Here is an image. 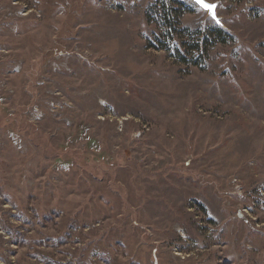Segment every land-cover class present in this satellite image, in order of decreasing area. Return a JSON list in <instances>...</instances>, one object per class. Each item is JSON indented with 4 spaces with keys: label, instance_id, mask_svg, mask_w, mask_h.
Here are the masks:
<instances>
[{
    "label": "rangeland",
    "instance_id": "1",
    "mask_svg": "<svg viewBox=\"0 0 264 264\" xmlns=\"http://www.w3.org/2000/svg\"><path fill=\"white\" fill-rule=\"evenodd\" d=\"M207 1L0 0V264H264V0Z\"/></svg>",
    "mask_w": 264,
    "mask_h": 264
},
{
    "label": "snow or ice",
    "instance_id": "2",
    "mask_svg": "<svg viewBox=\"0 0 264 264\" xmlns=\"http://www.w3.org/2000/svg\"><path fill=\"white\" fill-rule=\"evenodd\" d=\"M196 3H198L202 8L207 9L213 15V18H215V13L213 10L216 7V5L206 3L205 0H196ZM217 23H219V21H217Z\"/></svg>",
    "mask_w": 264,
    "mask_h": 264
},
{
    "label": "water",
    "instance_id": "3",
    "mask_svg": "<svg viewBox=\"0 0 264 264\" xmlns=\"http://www.w3.org/2000/svg\"><path fill=\"white\" fill-rule=\"evenodd\" d=\"M195 3H196V0H193ZM205 2L206 3H210L209 1H207V0H205ZM198 6H200L198 3H196ZM210 4H213V3H210ZM214 5H216V4H214ZM201 7V6H200ZM202 8V7H201ZM216 8H217V5H216V7L214 8V13H215V21L217 22V21H219V19H218V17H217V15H216ZM204 10H207V9H205V8H203ZM208 11V10H207ZM210 13V12H209ZM210 15L213 17V15L210 13Z\"/></svg>",
    "mask_w": 264,
    "mask_h": 264
},
{
    "label": "trees",
    "instance_id": "4",
    "mask_svg": "<svg viewBox=\"0 0 264 264\" xmlns=\"http://www.w3.org/2000/svg\"><path fill=\"white\" fill-rule=\"evenodd\" d=\"M162 4H163V6H166V7L168 6V3L167 2H163ZM222 32L223 31L219 30L218 36H221L222 35ZM170 34H171V32H170ZM179 60L182 61V62L186 61L183 57H180Z\"/></svg>",
    "mask_w": 264,
    "mask_h": 264
},
{
    "label": "bare ground",
    "instance_id": "5",
    "mask_svg": "<svg viewBox=\"0 0 264 264\" xmlns=\"http://www.w3.org/2000/svg\"><path fill=\"white\" fill-rule=\"evenodd\" d=\"M124 121V120H123Z\"/></svg>",
    "mask_w": 264,
    "mask_h": 264
}]
</instances>
